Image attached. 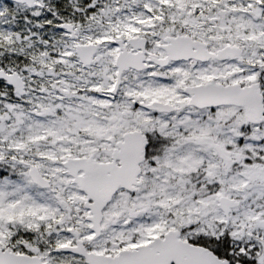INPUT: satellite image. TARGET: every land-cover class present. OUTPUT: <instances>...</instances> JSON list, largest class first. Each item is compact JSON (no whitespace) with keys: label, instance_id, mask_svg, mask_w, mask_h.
Masks as SVG:
<instances>
[{"label":"snow or ice","instance_id":"6c2138e0","mask_svg":"<svg viewBox=\"0 0 264 264\" xmlns=\"http://www.w3.org/2000/svg\"><path fill=\"white\" fill-rule=\"evenodd\" d=\"M0 264H264V0H0Z\"/></svg>","mask_w":264,"mask_h":264}]
</instances>
